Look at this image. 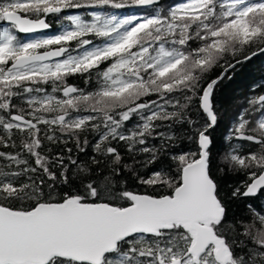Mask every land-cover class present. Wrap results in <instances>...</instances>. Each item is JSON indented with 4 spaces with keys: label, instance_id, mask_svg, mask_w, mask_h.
I'll return each mask as SVG.
<instances>
[{
    "label": "snow or ice",
    "instance_id": "obj_1",
    "mask_svg": "<svg viewBox=\"0 0 264 264\" xmlns=\"http://www.w3.org/2000/svg\"><path fill=\"white\" fill-rule=\"evenodd\" d=\"M258 54L264 0H0V264H264V94L212 139Z\"/></svg>",
    "mask_w": 264,
    "mask_h": 264
},
{
    "label": "trees",
    "instance_id": "obj_2",
    "mask_svg": "<svg viewBox=\"0 0 264 264\" xmlns=\"http://www.w3.org/2000/svg\"><path fill=\"white\" fill-rule=\"evenodd\" d=\"M170 2H172V0H162V3L165 4ZM109 11L115 12L120 16H127L133 14H149L153 11V8L151 6H130L119 10L109 9ZM57 30L58 26L53 22L52 28L46 34H53ZM250 51L251 49L248 52H245L244 55L249 54ZM242 58V55L237 57V59ZM228 59L235 64V60H233L232 57H228ZM225 67L226 65L215 67L210 73V78L215 79L225 71ZM69 83L80 88L88 87L85 85L84 80L79 77L69 78ZM260 94H264V54H258L246 62L237 64L235 68L229 69L225 78L216 87L214 99L221 113V119L219 125L212 133L214 152H223L226 150L227 142L225 141V136L227 134L228 127L231 126L232 120L244 108L249 107L247 101L250 97ZM253 203L255 204L257 201L253 200ZM234 210L238 213L243 211L244 202H241L240 206Z\"/></svg>",
    "mask_w": 264,
    "mask_h": 264
},
{
    "label": "water",
    "instance_id": "obj_3",
    "mask_svg": "<svg viewBox=\"0 0 264 264\" xmlns=\"http://www.w3.org/2000/svg\"><path fill=\"white\" fill-rule=\"evenodd\" d=\"M145 7V6H144ZM148 7V6H147ZM6 25V24H5ZM49 30H45V33L48 32ZM41 34H44V33H41ZM22 36H24L25 34H21ZM27 35H34V34H27Z\"/></svg>",
    "mask_w": 264,
    "mask_h": 264
}]
</instances>
